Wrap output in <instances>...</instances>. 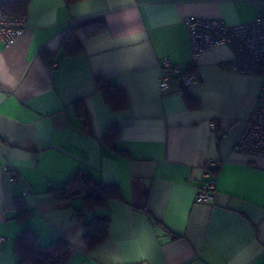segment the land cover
<instances>
[{
  "label": "crops",
  "instance_id": "0c3cea01",
  "mask_svg": "<svg viewBox=\"0 0 264 264\" xmlns=\"http://www.w3.org/2000/svg\"><path fill=\"white\" fill-rule=\"evenodd\" d=\"M261 1H29L27 28L7 46L0 41V264L18 263L15 241L27 229L42 245L67 239L68 264H264V155L235 148L262 79L231 70L228 45L202 53L192 70L185 23L187 16L249 22L264 14ZM92 18L108 30L77 33L82 49L69 53L61 42L71 22ZM167 57L183 73L164 92ZM191 70L198 82L185 86ZM102 76L124 89L126 108L106 101L96 85ZM114 123L116 149L104 140ZM208 158L218 163L216 190L200 204ZM80 170L117 183L122 194L108 202L107 238L93 250L75 215L79 201L49 194ZM17 198L32 212L24 221Z\"/></svg>",
  "mask_w": 264,
  "mask_h": 264
},
{
  "label": "trees",
  "instance_id": "16d2710c",
  "mask_svg": "<svg viewBox=\"0 0 264 264\" xmlns=\"http://www.w3.org/2000/svg\"><path fill=\"white\" fill-rule=\"evenodd\" d=\"M30 0H7L5 11L12 15H24ZM81 0H67L77 2ZM108 30L107 22L103 19L92 18L77 23L74 28L68 29L64 35L61 46L69 53L79 52L82 47L77 39V33L81 32L87 38L96 37ZM42 57L49 61L50 55L46 50L42 51ZM192 72L188 71L184 76ZM96 85L103 92L106 101L113 109H123L128 106V100L124 89L111 82L107 76L97 77ZM192 108L199 107V102L188 99ZM82 106V105H81ZM81 114L86 116L85 108ZM118 138V125L111 124L105 134L104 140L108 145L116 149ZM49 194L58 203L79 201L75 206V215L83 223V239L89 250L103 243L108 234L110 217L105 211L110 200L121 199V189L117 183H107L95 179L88 170L78 171L66 184L50 187ZM16 217L24 221L31 215L24 200H16ZM15 253L19 260L17 264H68L71 258V243L58 237L47 245L39 242L38 235L31 229L25 230L15 241Z\"/></svg>",
  "mask_w": 264,
  "mask_h": 264
},
{
  "label": "built area",
  "instance_id": "2783aa9c",
  "mask_svg": "<svg viewBox=\"0 0 264 264\" xmlns=\"http://www.w3.org/2000/svg\"><path fill=\"white\" fill-rule=\"evenodd\" d=\"M256 7L262 5L261 0H248ZM7 0H0V41L4 45L11 44L27 28L25 15L8 14ZM185 23L189 30L191 57L188 66L193 70L198 64V57L214 47L228 45L234 54L226 62L228 67L239 73L258 76L262 86L255 109L251 112L246 128L238 138L235 148L247 154L264 155V14L245 23L228 24L223 19L187 16ZM71 22L69 29L75 27ZM57 67V62L52 64ZM183 73L181 64H175L167 57L162 65L159 79L160 89L168 91L173 79ZM198 82L195 72L184 76L185 86ZM217 161L208 158L203 165L205 179L201 182L196 201L208 203L216 190L217 178L214 170Z\"/></svg>",
  "mask_w": 264,
  "mask_h": 264
},
{
  "label": "rangeland",
  "instance_id": "374dc122",
  "mask_svg": "<svg viewBox=\"0 0 264 264\" xmlns=\"http://www.w3.org/2000/svg\"><path fill=\"white\" fill-rule=\"evenodd\" d=\"M263 13H264V11H263Z\"/></svg>",
  "mask_w": 264,
  "mask_h": 264
}]
</instances>
